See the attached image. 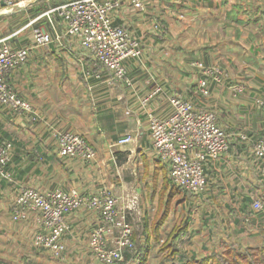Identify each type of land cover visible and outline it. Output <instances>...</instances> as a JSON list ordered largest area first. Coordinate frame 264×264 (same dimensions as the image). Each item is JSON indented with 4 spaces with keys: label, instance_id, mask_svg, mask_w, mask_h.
<instances>
[{
    "label": "crops",
    "instance_id": "obj_1",
    "mask_svg": "<svg viewBox=\"0 0 264 264\" xmlns=\"http://www.w3.org/2000/svg\"><path fill=\"white\" fill-rule=\"evenodd\" d=\"M143 2V8L125 2L114 15L115 23L141 41V56L125 60L127 84L110 80L56 14L16 29L1 19L9 6L0 0V30L13 27L9 34L0 31V40L32 45L38 25L59 34L50 44L32 45L28 60L9 74L34 112L14 113L0 103V138L14 144L12 160L0 174V264H102L89 246L90 233L104 224L99 210L81 206L67 214L65 249L55 256L35 242L44 230L36 212L13 217L11 206L22 185L41 191L75 188L87 195L109 190L117 207L126 209L146 264L163 258L161 247L177 226L188 230V240L176 239L188 256L264 242V180L254 154V141L264 136V105L257 103L264 101V0ZM215 65L223 70L221 81L204 75ZM202 78H208V95L199 91ZM233 85L244 90L235 94ZM173 96L191 100L198 111L214 112L229 139V150L206 163L208 186L197 195L173 182L168 164L151 147L149 114H172ZM59 131L83 136L95 149L94 159L60 155ZM125 135L133 140L118 143ZM257 199L263 202L260 210L253 206ZM110 233L117 230L108 228L107 237ZM127 263L133 264L130 252L119 264Z\"/></svg>",
    "mask_w": 264,
    "mask_h": 264
},
{
    "label": "built area",
    "instance_id": "obj_2",
    "mask_svg": "<svg viewBox=\"0 0 264 264\" xmlns=\"http://www.w3.org/2000/svg\"><path fill=\"white\" fill-rule=\"evenodd\" d=\"M125 2L141 8L144 5L143 0H69L50 8L42 15L46 14L51 18L56 14L62 20L66 33L90 58L104 66L110 80L130 84L125 60L140 57L142 47L141 41L127 27L114 21L115 12ZM32 38V45L44 46L54 42L59 34L56 31L53 35L40 26L34 29ZM8 39L0 40V103L14 113H33L31 102L9 81L10 72L28 60L32 45L18 46ZM86 74L90 75L89 72ZM204 75L214 81H221L223 70L215 65L205 68ZM208 82V78L201 79L199 91L202 94L210 93ZM233 89L235 94H239L244 87L233 85ZM153 95L154 92L147 94L143 102L148 103ZM257 103L264 105V101L259 98ZM171 104L174 107L172 114H149L152 151L155 157L168 164L176 185L197 195L208 186L206 163L229 150V139L214 112L198 111L191 100L179 96H173ZM55 137L60 155L79 157L85 161L94 159L95 149L77 132L59 131L55 133ZM132 140V135H125L117 142L125 144ZM13 147L12 141L0 138V174L12 160ZM254 154L258 160L259 174L264 180V136L254 141ZM135 202L134 200L133 203ZM117 205L118 198L109 190L87 195L75 188L41 191L22 185L11 211L15 219L21 218L27 211L36 212L44 226V230L35 236L36 244L48 247L55 256H61L65 249L61 236L69 228L67 214L81 206L97 209L101 212L104 224L90 233L89 246L98 261L102 264H119L125 260L126 253L130 252L132 263L138 264L142 261L143 254L133 238L134 226L128 219L126 209H119ZM253 206L260 210L263 202L257 199ZM108 228L116 229L117 233H110L107 237ZM110 237L113 239L109 240ZM179 238L188 240V234L183 232Z\"/></svg>",
    "mask_w": 264,
    "mask_h": 264
},
{
    "label": "trees",
    "instance_id": "obj_3",
    "mask_svg": "<svg viewBox=\"0 0 264 264\" xmlns=\"http://www.w3.org/2000/svg\"><path fill=\"white\" fill-rule=\"evenodd\" d=\"M183 232L188 234V230L184 226L175 228L173 234L161 247L164 254L157 264H264V242L261 245L248 246L243 250L235 244H228L223 251H213L207 253L204 257L197 255L188 256L176 244V239L181 237ZM142 249L148 253L147 248L143 247ZM140 253L143 254L142 251ZM144 262L143 254V259L138 264H143Z\"/></svg>",
    "mask_w": 264,
    "mask_h": 264
},
{
    "label": "rangeland",
    "instance_id": "obj_4",
    "mask_svg": "<svg viewBox=\"0 0 264 264\" xmlns=\"http://www.w3.org/2000/svg\"><path fill=\"white\" fill-rule=\"evenodd\" d=\"M11 1L12 2H7V5L9 6V9H7L5 11V13L2 15L4 17L1 18V19L3 21L4 20H10L12 25H13V27L18 29V28H21L22 26L26 25L30 21H32V22L33 21L34 22H38V21L45 22L48 19V17L46 15H38L39 13H37L36 15H33L31 13L32 10L33 11H39V12L47 11L50 8L54 7V6H57V5L61 4V3L69 1V0H43L44 1L43 3H41L38 6H33V7L29 4L30 0H11ZM15 1L20 2L19 5H13V3ZM16 10L17 11L18 10H24V13L23 14H19V15H17L18 13L14 14L13 12H17ZM26 11L29 12V13L27 14ZM40 26H42V25H38L36 27H40ZM13 27L10 26V25H7V27L5 29L0 30V31L3 32L4 34H9V33H12ZM35 28L33 27L32 32H34ZM9 37H11V36H9ZM185 220L186 219L184 218L183 222ZM159 260H160V257L155 260V263L156 262L158 263ZM127 264H129V263H127Z\"/></svg>",
    "mask_w": 264,
    "mask_h": 264
}]
</instances>
